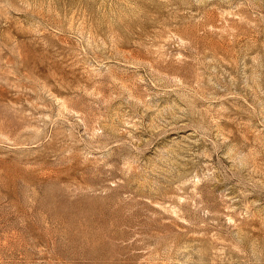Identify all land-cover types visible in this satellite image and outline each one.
Instances as JSON below:
<instances>
[{"label": "rangeland", "instance_id": "obj_1", "mask_svg": "<svg viewBox=\"0 0 264 264\" xmlns=\"http://www.w3.org/2000/svg\"><path fill=\"white\" fill-rule=\"evenodd\" d=\"M0 264H264V0H0Z\"/></svg>", "mask_w": 264, "mask_h": 264}]
</instances>
